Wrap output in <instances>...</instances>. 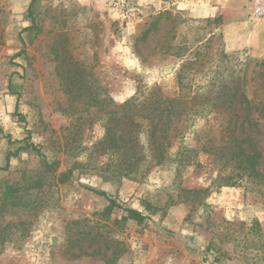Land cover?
Returning a JSON list of instances; mask_svg holds the SVG:
<instances>
[{
	"label": "rangeland",
	"instance_id": "374dc122",
	"mask_svg": "<svg viewBox=\"0 0 264 264\" xmlns=\"http://www.w3.org/2000/svg\"><path fill=\"white\" fill-rule=\"evenodd\" d=\"M247 14L248 0H0V264H264V180L225 185L204 154L125 176L100 145L138 88L172 100L179 73L182 96L213 101L236 84L234 108L211 112L239 116L264 178V116L239 127L264 89V21Z\"/></svg>",
	"mask_w": 264,
	"mask_h": 264
},
{
	"label": "trees",
	"instance_id": "16d2710c",
	"mask_svg": "<svg viewBox=\"0 0 264 264\" xmlns=\"http://www.w3.org/2000/svg\"><path fill=\"white\" fill-rule=\"evenodd\" d=\"M150 29L145 30L138 38L145 41ZM264 66V63H262ZM185 76L178 73L177 85L179 96L169 100L161 93L157 86L138 88L133 98L121 105H113L106 113L104 122V136L100 145L105 147V153L113 160L121 162L120 170L125 171V176L130 172L129 168L140 165L144 160L152 161L155 166L162 165L166 161L174 163L177 167L193 164L194 159L200 154L214 157L222 161V167L228 172L224 181L225 185L233 186L243 182H249L252 178L260 176L257 170L258 160L261 154L254 150L253 139L242 130L238 131V115L223 111L211 112L214 108H234L236 102V84L226 89L224 97L200 99L198 97L182 96L187 89ZM254 83L255 98L246 103V115L243 123L249 125L253 118L249 115L261 113L264 116V89ZM218 87L219 84L213 83ZM189 89V88H188ZM198 88L197 90H202ZM218 91V88L215 90ZM202 110L190 111L193 107ZM188 109V111H187ZM196 119L203 120L206 124L193 137L194 145L182 143L175 153H171L170 141L182 142L191 134L190 128L194 126ZM21 150H32L39 153L35 146L27 144ZM113 163L115 161H112ZM138 164V165H137ZM124 165V166H123ZM147 165V162L144 164ZM3 170L0 168V171ZM128 171V172H127ZM119 173V172H118ZM97 196L103 197L108 202L107 210L119 208L105 192L89 189ZM130 217L142 219L143 217L134 210H124Z\"/></svg>",
	"mask_w": 264,
	"mask_h": 264
},
{
	"label": "built area",
	"instance_id": "2783aa9c",
	"mask_svg": "<svg viewBox=\"0 0 264 264\" xmlns=\"http://www.w3.org/2000/svg\"><path fill=\"white\" fill-rule=\"evenodd\" d=\"M247 19L250 21H264V0H248Z\"/></svg>",
	"mask_w": 264,
	"mask_h": 264
},
{
	"label": "crops",
	"instance_id": "0c3cea01",
	"mask_svg": "<svg viewBox=\"0 0 264 264\" xmlns=\"http://www.w3.org/2000/svg\"><path fill=\"white\" fill-rule=\"evenodd\" d=\"M258 52H261V53H260V57H261V58H264V49H261V48H260V50H258Z\"/></svg>",
	"mask_w": 264,
	"mask_h": 264
}]
</instances>
